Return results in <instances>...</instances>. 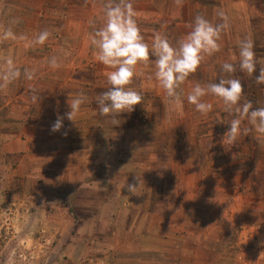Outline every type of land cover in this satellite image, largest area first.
Here are the masks:
<instances>
[{"label":"rangeland","instance_id":"obj_1","mask_svg":"<svg viewBox=\"0 0 264 264\" xmlns=\"http://www.w3.org/2000/svg\"><path fill=\"white\" fill-rule=\"evenodd\" d=\"M56 54L52 49L29 50L24 56L50 58ZM8 56L9 51L0 47V65ZM58 69H63L59 75L67 74L68 68ZM78 71L76 75L82 77L93 73ZM191 76L181 85L185 93L193 83ZM92 86L102 91L107 87ZM63 88L83 90V86ZM203 99L217 103L211 95ZM6 100L0 96V264H264L260 258L264 143L258 134L249 133L240 135L234 144L222 145V134L228 127L222 121L230 118L228 113L218 117L211 110L201 115L185 100L183 112L173 109L166 130L162 125L150 127L143 122V114L119 117L121 126H133V132L129 128L124 132L125 137L143 141L151 137L158 149L164 148L160 146L164 139L171 144L166 158L152 159L146 147L138 148L147 158L149 167L145 169L153 185V207L159 219L154 236L144 241V247L151 249L142 250L139 244V251L131 246H115L108 251L103 242L109 238L106 227L95 230L88 219L97 215V206L78 198L88 194L78 187L83 181L71 189L66 173L55 169L68 166L74 159L69 154L73 147L62 140L72 132L67 123L54 133L60 140L50 139V127L36 130L37 116L19 106L10 111L4 106ZM43 116L47 119L46 114ZM97 117L103 119L109 137H121V130L115 135L116 126L107 117L91 113L88 119L97 121ZM163 118L160 113L151 123H162ZM52 123L50 116L39 124ZM243 126L250 127L247 122ZM83 128L85 124L78 132H89ZM119 155L126 156L121 151ZM120 165L115 162L110 170L116 178L113 187L124 179L119 175ZM92 180L87 179L83 187H89Z\"/></svg>","mask_w":264,"mask_h":264},{"label":"crops","instance_id":"obj_2","mask_svg":"<svg viewBox=\"0 0 264 264\" xmlns=\"http://www.w3.org/2000/svg\"><path fill=\"white\" fill-rule=\"evenodd\" d=\"M104 3L105 0H0V9L1 7L3 9L0 10V26H9L13 18L19 21L13 26L17 38L0 40V47L4 51H9L10 57L21 68V73L25 67L34 72L32 80H26L21 75L7 87L0 88V96L7 99L4 106L10 111L19 106L26 110L27 114L34 113L39 119L34 126L35 129L43 130L51 125H40L41 121L49 120L51 116L54 122L57 115L63 116L69 110L66 103L68 93L77 91L64 89L63 86H83L88 101L82 105L75 122L69 121L66 117L63 120V123H67V129L72 132L62 140L73 147L69 150V154L74 159L69 161L68 166L63 168L57 166L55 169L66 173L71 189L76 183L83 181L81 187H78L84 195L87 192L88 194L80 195L78 198L84 200L86 205L97 206V215L88 219L95 230L99 226L106 227L105 232L109 234V238H104L103 242L108 251L115 246H131L132 250L139 251V244L143 245L142 250H150V247H144V241L150 235L154 236L159 219L153 207V185L149 183L151 181L145 169L149 167L146 163L147 158L146 155L141 154L142 149L138 148L146 147L152 159L166 158L167 147L170 146L171 141L164 139L163 143L159 144L164 148L158 149L151 137L144 141L141 138L125 137L124 132L128 128L133 132V126L124 125L114 128L117 132L115 135L121 130L119 133L121 137H109L108 128L101 117H97V121L88 119L91 113L99 114L95 96L102 92L101 87L97 90L92 84L107 86L104 73L109 69L95 59L90 45V33L94 26L91 21H95V26H99ZM133 7L141 35L149 42L153 35L159 32L167 35L175 43L177 38L190 30L191 21L197 12L214 22L218 20L215 15L217 11L222 10L227 14L230 26L221 34L219 51L205 57L196 71L191 73L192 82L217 80L223 74L220 71L219 61L228 60L231 55L236 54V41L245 36L252 39L254 54L259 60L256 74L259 67L264 66V0H133ZM42 29L49 30L51 35L45 43L33 45L32 38ZM50 49L57 51L55 56L60 59L58 68L60 66L68 68L66 75H59L63 69L49 67L46 63L47 58L24 56L25 51ZM14 51L17 54L13 57ZM233 63H236V71L232 75L239 78L242 83L241 102L251 100L254 107L264 106V84H257L255 74L248 76L239 70L238 62L233 61ZM78 70H88L89 74L93 70V73L82 77L76 75ZM151 71L150 62L137 66L140 75L135 76L129 86L142 92L143 100L141 104L134 106L133 111L124 112L121 117L123 119L126 115L143 114V122L150 123V127L154 126L156 129V126L162 125L166 130L171 125L170 116L173 108L168 105L164 90L154 78H150ZM32 89L37 90L36 100L32 98ZM213 98L217 103L213 105L212 112L220 117L225 112L222 102L216 97ZM176 110L183 112V107L180 106ZM160 113L164 116L162 123L153 125L151 122L156 120ZM43 114H46L47 119ZM80 122H84L83 129L89 132H78L79 126L83 125ZM94 122L99 125L93 127ZM50 133V139L60 140V136L54 138V133L57 134L59 131ZM260 140L264 143V138ZM120 151L122 154L125 152L126 156L119 155ZM115 162L121 164L118 171L122 173L119 175L124 179L113 187L116 178L111 176L110 170L114 169L111 167ZM135 174L141 177V184L137 189L138 194H131L127 191L126 185L136 182ZM87 179L94 180L88 182L89 187H83L86 186L83 183ZM113 238H117L118 241L113 242ZM261 241H264V236L261 237ZM261 246L260 258L264 263V243H261ZM108 255L109 252L106 257Z\"/></svg>","mask_w":264,"mask_h":264},{"label":"clouds","instance_id":"obj_3","mask_svg":"<svg viewBox=\"0 0 264 264\" xmlns=\"http://www.w3.org/2000/svg\"><path fill=\"white\" fill-rule=\"evenodd\" d=\"M133 0H105L102 8V18L99 26L94 25L90 33V45L97 61L109 69L104 73L107 87L97 93L95 104L100 116L107 117L112 126L121 124L119 117L124 112H131L134 106L141 104L142 92L129 85L135 76H139L137 66L151 63L150 78H154L164 90L168 98V105L175 109L186 100L194 106V110L201 115L208 114L213 109V104L204 97L211 95L218 98L223 105V110L230 118L222 121L228 125L222 134L220 143L234 144L242 134L255 133L258 138H264V106H253L251 100L242 99V83L232 73L236 71L238 62L239 70L248 76L255 74V82L264 84V66H260L257 73L259 60L255 57L253 41L245 36L236 41L237 53L231 55L228 60L219 61L220 71L223 73L215 81L191 83L185 93L181 85L188 79L191 73L202 64L205 57L212 56L219 51L222 32L229 28L227 14L220 10L215 13L218 20L214 22L197 12L191 21L190 30L175 40V43L167 35L156 32L152 39L146 41L141 35L140 28L135 19ZM13 18L9 26H0V40L16 39L17 34L13 26L18 23ZM51 33L42 29L32 38L33 45L43 44ZM51 68L59 66L58 56L46 59ZM32 80L34 72L25 67L23 73L14 59L5 57L0 65V88H5L21 77ZM32 98L36 100L37 90L32 89ZM88 101L87 93L78 90L68 93V111L63 116L57 115L56 120L50 126L55 132L63 127L66 117L75 122L82 105ZM259 103V102H258ZM247 122L248 126H243ZM93 125H99L93 123ZM66 134V133H65ZM105 137L107 138L108 136ZM135 183H127V191L138 194L137 189L141 184V177L135 174ZM264 243V241H261Z\"/></svg>","mask_w":264,"mask_h":264}]
</instances>
